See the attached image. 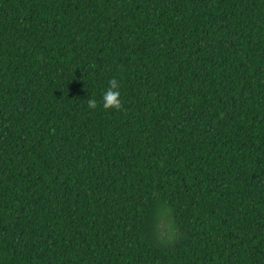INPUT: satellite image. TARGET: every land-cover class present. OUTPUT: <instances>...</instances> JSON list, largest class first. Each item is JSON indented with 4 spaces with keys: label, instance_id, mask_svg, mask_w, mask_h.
<instances>
[{
    "label": "trees",
    "instance_id": "obj_1",
    "mask_svg": "<svg viewBox=\"0 0 264 264\" xmlns=\"http://www.w3.org/2000/svg\"><path fill=\"white\" fill-rule=\"evenodd\" d=\"M0 264H264V0H0Z\"/></svg>",
    "mask_w": 264,
    "mask_h": 264
},
{
    "label": "clouds",
    "instance_id": "obj_2",
    "mask_svg": "<svg viewBox=\"0 0 264 264\" xmlns=\"http://www.w3.org/2000/svg\"><path fill=\"white\" fill-rule=\"evenodd\" d=\"M86 102L89 109L94 110L98 107V101L95 98H89ZM122 107L120 84L117 79H110L108 81V87L102 94V108L105 111H119Z\"/></svg>",
    "mask_w": 264,
    "mask_h": 264
}]
</instances>
